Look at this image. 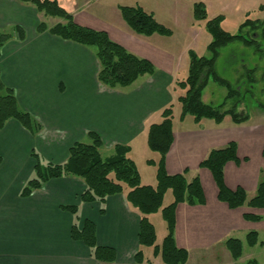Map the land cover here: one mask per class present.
Segmentation results:
<instances>
[{
  "label": "crops",
  "instance_id": "obj_1",
  "mask_svg": "<svg viewBox=\"0 0 264 264\" xmlns=\"http://www.w3.org/2000/svg\"><path fill=\"white\" fill-rule=\"evenodd\" d=\"M44 16L32 4L0 0V31L11 32V39L1 50L2 82L14 92L19 107L39 125L36 135L14 120L0 131V264H106L95 260L92 250L84 243L72 239L73 226L78 224L81 229L86 220L96 225L98 245L115 249L117 260L109 264H136L141 214L127 202L125 195L111 196L104 204L82 203L85 183L71 176L47 182L28 198L21 197V193L34 176L37 164L34 153L41 157L43 164H63L71 148L76 143H85L90 132L103 140L100 150L103 159L113 156L115 147L121 145L131 148L130 155L135 162L137 147L149 150V128L159 124L163 110L176 103L178 94L173 93V87L178 80L166 69H156L153 76L142 77L144 80L139 79L128 91L105 89L97 81L96 53L49 33L39 34L37 27L44 23ZM59 23L63 22L55 25ZM19 29L24 32V39H20ZM135 52L145 56L140 50ZM184 120L180 117V124ZM177 130L174 120V143L166 158V169L169 175L188 171L186 176L191 181L195 177L189 178L190 170L186 165L169 164L170 157L173 160L172 157L181 156V153L186 155L184 151L175 152L181 139ZM216 132L220 131L215 127L211 129L212 134ZM226 145L206 149L201 160L212 149ZM151 158L157 161L159 156L146 157V163ZM242 163L241 159L237 166ZM201 183L206 205L181 204L176 211L175 240L179 248L189 252L187 264L192 257L191 250L206 251L224 244L225 239L220 240L226 234L243 227L241 219L244 225L264 223V211L248 209L235 215L230 211L236 210L220 202L213 203L215 206L208 213L209 203L202 179ZM142 185L155 186L156 177L152 183L142 182ZM69 207H76L77 215L65 209ZM250 213L262 216V222L246 221L244 215ZM150 219L154 224L152 216ZM165 227L163 240L167 236V225ZM227 253L230 255L229 251ZM144 254L145 264L162 261L160 256L153 257L152 249H145Z\"/></svg>",
  "mask_w": 264,
  "mask_h": 264
},
{
  "label": "trees",
  "instance_id": "obj_2",
  "mask_svg": "<svg viewBox=\"0 0 264 264\" xmlns=\"http://www.w3.org/2000/svg\"><path fill=\"white\" fill-rule=\"evenodd\" d=\"M19 1L32 4L39 13L46 17L61 19L63 22L52 28H49L46 23H40L37 27L39 34L49 33L63 41L96 50V59L99 63L97 81L100 85L112 90L126 89L133 86L140 78L153 76L156 73V68L150 60L129 52L123 45L113 41L107 32L98 31L76 22L74 16L62 7L58 0ZM120 12L125 23L137 35L151 37L157 34L170 37L173 34L170 29L159 23L152 13L147 12L141 6L120 7ZM194 19L198 22H205L206 29L212 37V42L207 47L210 57H200L192 51L189 53L188 75L177 82L176 103L163 110L162 121L159 124H154L149 128V150L159 156L157 161L152 158L147 160V164L155 168L156 185H142L141 175L131 158L129 146H116L114 155L103 159L100 153L103 140L95 132H90L88 134L90 143H76L70 150L67 162L63 164H43L41 157L34 153L33 156L37 162L34 176L27 182L21 193V197L28 198L35 191L42 189L47 182L71 176L85 183L86 189L81 197L82 203L104 204L111 196L125 195L127 202L141 214L138 236L140 250L135 256L136 264H145V249H152L153 257L160 256L163 264H187L189 252L179 248L175 240L176 211L181 204L190 207L206 205V196L199 177L188 181L186 176L188 171L183 174L169 175L166 169V158L174 143L176 106L181 109V120L190 115L196 124L210 120L220 125L227 117H230L232 123L236 125H242L249 120L246 113L238 112V105L227 110L223 109L224 105L215 108L205 104L202 96L211 78L220 85L228 87V98H235V94L239 95L238 90H234L228 81L218 76L216 63L221 50L235 42H240L247 47L259 46L253 34L262 30L264 38V21L246 19L240 26V34L233 35L222 27L225 21L224 16L209 19L207 7L202 2L194 5ZM246 30L251 32L249 36L245 35ZM18 35L20 39L25 38L21 29L18 30ZM10 39V34L0 31V57L2 48ZM249 77L251 78L252 75ZM11 120L19 122L33 135L39 131V125L31 115L19 107L14 92L5 87L0 74V131ZM238 149V144L234 141L223 148L212 149L201 162L200 167L212 174L218 190V200L230 210L249 208L264 211V176L263 180L258 183L253 197H249L246 189L241 186L230 189L226 184L227 165L229 163L241 164ZM245 161L248 159L245 158ZM1 163L2 157L0 156V165ZM169 192L172 193L174 200L170 205L164 206L165 196ZM65 209L77 215L76 207ZM159 212L167 225V236L161 245L157 244L156 229L150 219ZM244 219L252 223H259L263 220L262 216L253 213L245 214ZM71 236L75 241H80L91 249L93 257L98 262L106 264L116 262L115 249L98 245L97 229L92 221L86 220L81 229L78 224H75L71 230ZM247 242L250 247L257 246L259 234L249 233ZM225 247L234 261L242 258L244 250L241 240L231 238L225 242ZM146 264L152 263L148 261ZM247 264H258V262L253 260Z\"/></svg>",
  "mask_w": 264,
  "mask_h": 264
},
{
  "label": "rangeland",
  "instance_id": "obj_3",
  "mask_svg": "<svg viewBox=\"0 0 264 264\" xmlns=\"http://www.w3.org/2000/svg\"><path fill=\"white\" fill-rule=\"evenodd\" d=\"M77 20L76 22L89 26L98 31H106L111 39L123 45L129 52L140 58L150 59L156 69H166L176 77V80L184 79L188 75L190 64L189 53L192 51L200 57L209 58L207 49L212 42V37L206 29L205 22L194 19L195 3H204L207 7L209 19L224 16L222 27L233 35L240 34V26L246 19H261L264 21V0H58ZM141 6L147 12L152 13L155 19L172 31V36L164 37L153 35L146 37L134 33L122 18L120 7ZM44 23L52 27L61 19L44 16ZM249 30L244 33L249 36ZM8 33V32H7ZM11 34V32H9ZM259 46L247 47L240 42H235L221 50V55L216 63V72L219 77L228 81L239 95L228 98V87L222 86L212 78L203 92L202 100L205 104L227 110L238 105V112H244L249 120L242 124L232 123L231 118L216 125L214 121H206L204 124H196L193 117L188 115L180 124L181 109L175 108V126H178L179 144L175 152H186V155L169 158V164L174 166L186 165L190 170L189 178L200 177L204 184L208 199V213L212 211L213 203L217 199V186L212 174L200 167L201 156L206 149L213 146L226 145L236 141L239 147V157L243 163L238 167L235 163H229L225 169V180L229 187L236 188L241 185L249 192V197L255 194L254 187L263 180L264 176V38L262 30L253 34ZM93 54L94 48H88ZM142 51L140 56L137 52ZM133 51V52H132ZM249 75H252L250 78ZM149 78L146 76L145 79ZM143 79V78H140ZM144 80V79H143ZM177 81V82H178ZM135 86V85H133ZM132 86V88H133ZM104 87V86H103ZM105 89H109L104 87ZM131 88V89H132ZM117 90L128 91L129 88H117ZM178 92L177 83L173 87V93ZM180 124V125H179ZM220 132L211 133L212 128ZM90 143L89 138L85 140ZM191 150V151H190ZM145 152H148L146 156ZM156 157L148 149L136 148L134 159L143 183L155 181L154 168L146 163V157ZM245 158H249L245 161ZM206 174V175H205ZM208 178L210 182L208 181ZM255 182L253 188L251 184ZM173 195L169 192L165 196L164 206L173 202ZM218 200V201H217ZM220 204V203H219ZM225 208H227L225 206ZM242 208L233 214H242ZM251 212L252 209H249ZM254 212V211H253ZM158 234V244L162 243L165 234V221L161 212L152 216ZM243 227L226 234L224 244L213 246L206 251L191 250L189 264H247L256 260L258 264H264V223L260 225L245 224L241 219ZM262 222V221H261ZM264 222V221H263ZM251 232L259 234V243L250 247L247 235ZM231 238H239L243 243V256L234 261L225 247V242ZM148 252H151L148 250ZM162 261L160 260V264Z\"/></svg>",
  "mask_w": 264,
  "mask_h": 264
}]
</instances>
